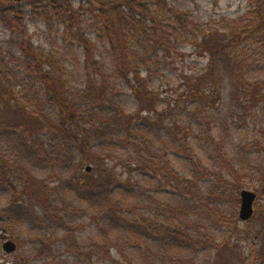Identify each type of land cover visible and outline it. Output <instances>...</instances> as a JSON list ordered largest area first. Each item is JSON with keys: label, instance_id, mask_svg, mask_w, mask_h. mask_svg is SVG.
<instances>
[{"label": "trees", "instance_id": "16d2710c", "mask_svg": "<svg viewBox=\"0 0 264 264\" xmlns=\"http://www.w3.org/2000/svg\"><path fill=\"white\" fill-rule=\"evenodd\" d=\"M88 20L94 28H86ZM37 27L38 40L31 34ZM256 27L262 54L255 62L264 63V23ZM220 31L205 34L175 0H0V218L23 264L37 263L42 242L49 252L39 260L48 264H245L236 244L223 233L216 238V216L232 189L229 231L244 234L240 191H264V79L242 98L259 108L250 118L256 133L226 173L220 162L231 154L223 140L203 128L214 150L208 168L183 116L206 75L221 76L227 52ZM54 35L64 52L75 49L81 78L48 45ZM186 40L202 42L210 55L204 75L190 81L176 58ZM200 168L213 179L207 193L196 178ZM80 215L95 231L90 237L75 230ZM255 237L253 264H264V227ZM60 244L77 248L61 253Z\"/></svg>", "mask_w": 264, "mask_h": 264}, {"label": "rangeland", "instance_id": "374dc122", "mask_svg": "<svg viewBox=\"0 0 264 264\" xmlns=\"http://www.w3.org/2000/svg\"><path fill=\"white\" fill-rule=\"evenodd\" d=\"M184 6L186 10L194 14V16L201 22L202 30L205 34H208L211 30L214 31L220 29L219 33L224 34L221 38L222 44L225 46L226 54L223 58L225 63L224 69L222 68L221 76H218V71L216 74L209 72L208 76L204 82L200 84V98H197L193 101L192 98H186L184 103V108L187 110L184 111V122L186 126L193 125L198 138L196 142L199 143V155L200 158L204 159V164L210 168L211 165L215 163L213 158L214 150L210 142H206L203 138L205 136L203 128H210L214 131L215 136L218 139H222L224 142L223 147L225 151L230 152V156H227V161L220 162L223 166L221 171L226 173L227 167L230 163H233L237 149L244 151L245 146L251 142L253 135L256 133L251 125V115L252 111H258L259 108L252 110V105L250 103L242 104V98L248 92V86L254 83H260L264 79V63L255 62L256 59L260 57L262 51L258 49L259 41L256 37L257 25L259 22L264 23V0H175ZM86 28L91 29L95 26V21L88 20L86 23ZM37 27L33 29L31 33L35 39H39V32ZM44 29V28H42ZM208 30V31H207ZM204 35V34H203ZM201 35V36H203ZM214 35V34H213ZM56 36H48L47 42L50 47H54L57 50L65 53L67 62L73 68L76 75L81 78L79 75L82 64L79 63L76 59L75 49L64 52V42L60 38L59 41H56ZM216 39H212V46L218 45V37L215 35ZM202 42H200L201 44ZM196 46L195 43H192L190 40H186L181 45V51L179 55L176 56L178 60L179 74L187 75V81H190L189 75H195L198 78L202 77L208 69L210 55L209 53H204L202 46ZM108 50V46L102 49V51ZM264 60V59H263ZM218 83L214 80H218ZM235 83L237 89L235 90L231 83ZM186 82L184 83V85ZM260 87V86H259ZM189 88L182 87L180 93H185ZM260 89V88H259ZM164 94L169 98L173 96L172 91L164 89ZM206 101V111L204 115H201L198 112V109L201 107V101ZM264 105V104H262ZM196 112V115L192 114ZM204 121V125L202 122ZM189 123V124H188ZM190 127V126H189ZM210 151V153L208 152ZM93 169V165H88V167ZM87 167V166H86ZM91 169V171H92ZM189 169V168H188ZM90 171V172H91ZM196 170V168L194 169ZM119 172H121L119 170ZM188 173V172H187ZM189 175H192L189 174ZM196 178L199 179L201 187L204 193L209 192L211 184H213V179H210L211 176L205 169L200 168V172L196 174ZM210 180V181H209ZM209 189V190H208ZM252 190V188H244ZM243 190V189H242ZM258 195L257 202L255 204V215L253 220L248 222H242L239 219V209L240 203L237 206L238 213V229L244 231V234H232L229 231V223L231 213L234 210V205L230 201V195L233 194L232 189H227L225 199L221 202V207L218 209L219 214L216 216L217 222L220 230L216 234V238L221 237L223 233L224 237L231 242V244H236L238 250L242 252V258L245 260V264H253L255 260V248L259 247L260 240L255 237L257 231H261L264 227V191ZM201 204L205 200L204 196L198 198ZM6 203V197H2L0 194V208L3 209V206ZM203 211V206L201 208ZM3 217V216H2ZM87 216H77V233L82 234L85 237H90L95 233L94 230L84 227L82 224L85 222ZM202 221L199 222L200 228L205 226L207 223V213L201 215ZM7 221H2L0 218V264H23L25 262L24 252L21 253L17 250L14 254H7L3 250V243L10 239L15 241L13 237L12 230L8 227ZM227 231V233L225 232ZM27 237V236H26ZM25 237V238H26ZM55 239V237H50ZM49 238V239H50ZM36 242L38 239L35 240ZM57 246L59 245V243ZM25 242V240H24ZM51 243V242H50ZM70 244L68 247H63L60 244L61 249H56L58 252L67 253L68 251H73L77 246ZM54 246V245H53ZM38 249L40 253L37 258L36 264H48L46 260H39L41 257L47 256L48 249L42 244L39 243ZM63 259H59L57 264L62 263ZM28 262V261H26ZM50 264V263H49ZM73 264V263H70Z\"/></svg>", "mask_w": 264, "mask_h": 264}, {"label": "water", "instance_id": "95a60500", "mask_svg": "<svg viewBox=\"0 0 264 264\" xmlns=\"http://www.w3.org/2000/svg\"><path fill=\"white\" fill-rule=\"evenodd\" d=\"M91 169L89 166L86 170L90 172ZM257 198V193L252 190L243 189L240 191L239 218L242 222H248L254 217ZM3 250L7 254H14L18 250V245L15 241L8 239L3 243Z\"/></svg>", "mask_w": 264, "mask_h": 264}]
</instances>
